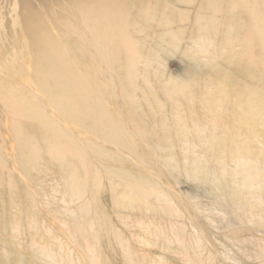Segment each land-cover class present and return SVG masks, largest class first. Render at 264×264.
I'll list each match as a JSON object with an SVG mask.
<instances>
[{"label": "rangeland", "instance_id": "rangeland-1", "mask_svg": "<svg viewBox=\"0 0 264 264\" xmlns=\"http://www.w3.org/2000/svg\"><path fill=\"white\" fill-rule=\"evenodd\" d=\"M121 8L137 63L117 66L119 134L160 173L135 169L140 183L129 184L0 94V264H54L39 248L64 264H264V0H124ZM108 17L110 32L121 26L118 13ZM83 68L65 71L68 86L95 80V66ZM86 93L75 88V105L55 96L83 115L93 106Z\"/></svg>", "mask_w": 264, "mask_h": 264}, {"label": "bare ground", "instance_id": "bare-ground-1", "mask_svg": "<svg viewBox=\"0 0 264 264\" xmlns=\"http://www.w3.org/2000/svg\"><path fill=\"white\" fill-rule=\"evenodd\" d=\"M123 2L124 0H0V94H6L4 103L17 102L27 114L50 120L56 126V132L62 134V138L74 145V148L75 144L78 146L79 153L99 166L102 162H108L110 174H118L124 181L134 184L140 183L135 169H152L156 173H160V170L145 158L146 155L138 144H125L131 138L119 134L126 128V124L118 94L123 82L122 69L117 71V66L124 63L134 71L137 63L133 52L126 49L132 43L131 31L125 30L127 12L124 8L118 9ZM115 13L121 19V26L110 32L111 20L108 16ZM166 33L169 30L163 34ZM98 40L101 43L96 42ZM121 53L126 61L122 58V62L117 60V54L120 56ZM113 55V60L108 64V59ZM85 63L95 66L91 70L95 80L68 86L65 71L73 76L80 75L83 70L87 73L83 68ZM17 68L21 71L16 72ZM6 72L11 73L10 80L2 78ZM131 78L130 76V82L125 84L133 85ZM50 82H54L55 88L50 86ZM85 86L87 93L81 97L93 106L91 111L88 106L81 107L83 115L82 111L77 112L75 107H67L55 96L57 92L64 99L71 95L75 105V88L85 90ZM34 105L39 110L31 112ZM42 106L47 110L40 109ZM49 110L54 119L46 116V111ZM23 114V111L19 112L20 116H24ZM84 116L90 121L87 127L83 125ZM105 142H113L110 145L115 148L105 145ZM98 151L110 153H100L97 159ZM238 166L247 176L253 169L244 162ZM244 184L249 185L247 182ZM90 193L93 199L99 196V190L94 187L90 188ZM72 195L75 197V194ZM78 210L82 214L89 211L85 204H81ZM70 238L75 239L73 235ZM34 253L49 263L65 262L63 257H56L49 249L39 248ZM92 258L94 257H89L90 260ZM68 260L73 262L69 258Z\"/></svg>", "mask_w": 264, "mask_h": 264}]
</instances>
